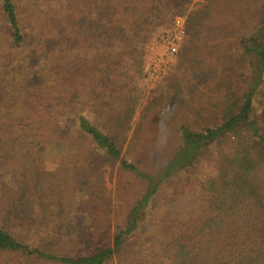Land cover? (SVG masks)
I'll list each match as a JSON object with an SVG mask.
<instances>
[{
    "label": "trees",
    "instance_id": "1",
    "mask_svg": "<svg viewBox=\"0 0 264 264\" xmlns=\"http://www.w3.org/2000/svg\"><path fill=\"white\" fill-rule=\"evenodd\" d=\"M196 1L60 0L41 19L40 0H0V164L66 136L56 178L25 192L87 208L61 243L42 215L0 222V264H264V0ZM180 17L168 84L145 98L146 51ZM213 151L211 187L175 185Z\"/></svg>",
    "mask_w": 264,
    "mask_h": 264
},
{
    "label": "rangeland",
    "instance_id": "2",
    "mask_svg": "<svg viewBox=\"0 0 264 264\" xmlns=\"http://www.w3.org/2000/svg\"><path fill=\"white\" fill-rule=\"evenodd\" d=\"M29 1L31 2V0ZM59 1L40 0L41 7H33L32 13L36 18H48L52 15V6L57 5ZM200 2L201 0H197L196 4ZM251 2L253 5L255 4V0H251ZM258 9H260L259 5H255L256 13H258ZM163 32L165 31L159 32L155 36L158 37ZM165 49L161 48L155 40L153 44L151 42L146 51L143 79L141 81V93L145 98L154 90L163 89L168 84L171 70L175 65L174 61L169 63L168 71L167 68L163 69V71H167L165 75L163 74L164 76L150 77L152 69L158 66V60L155 58L157 57L155 55L156 51L164 54ZM257 107L258 117L264 120V97L259 99ZM57 114L61 119H66L69 116L65 110H59ZM68 142V138L62 134L45 135L43 136V143L41 141L35 147L20 142L16 148V160L19 165L15 164V159L12 163L0 164V222L2 226H6L11 230L16 227L23 228L26 224H36L35 218L42 215L44 222L51 221V223H47L49 228L46 235L57 243H61L63 239L65 240L69 233L78 234L80 232L81 225L78 220L80 221L83 216H87V212L85 213L87 208L84 200L78 194L63 195L60 192L59 202L54 204L53 199L43 203L37 202L34 195L25 192V188L31 186V180L33 179L41 183V181L51 182L53 178H56V174L59 173L64 163L67 152L65 147ZM218 158V154L213 151L209 156L198 160L190 168L192 174L188 172L181 173L176 180L178 183L175 185L182 188L191 179L199 189L211 187L212 183L218 179L216 162ZM61 182L63 181H60V184ZM176 186L171 191L176 189ZM109 189L111 192L112 186L110 184ZM137 201V196H131L129 200L125 201L127 206L122 207L123 202L115 200V207L122 210L136 204ZM156 201V205L158 201L162 202L163 196Z\"/></svg>",
    "mask_w": 264,
    "mask_h": 264
},
{
    "label": "built area",
    "instance_id": "3",
    "mask_svg": "<svg viewBox=\"0 0 264 264\" xmlns=\"http://www.w3.org/2000/svg\"><path fill=\"white\" fill-rule=\"evenodd\" d=\"M187 33V19L185 17L177 18L172 28L161 33L158 37H154L152 40H156L161 48H166L164 54L160 51H156L155 57L158 61V66H155L150 77H159L160 75H165L169 69V63H176L178 60V55L181 50V46L184 42ZM156 48V47H155ZM167 68V71H163ZM163 75V76H164Z\"/></svg>",
    "mask_w": 264,
    "mask_h": 264
}]
</instances>
